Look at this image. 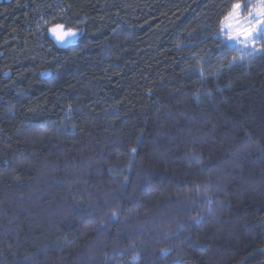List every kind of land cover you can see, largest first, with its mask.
<instances>
[{
	"label": "trees",
	"instance_id": "1",
	"mask_svg": "<svg viewBox=\"0 0 264 264\" xmlns=\"http://www.w3.org/2000/svg\"><path fill=\"white\" fill-rule=\"evenodd\" d=\"M247 1L0 0V264H264Z\"/></svg>",
	"mask_w": 264,
	"mask_h": 264
},
{
	"label": "rangeland",
	"instance_id": "2",
	"mask_svg": "<svg viewBox=\"0 0 264 264\" xmlns=\"http://www.w3.org/2000/svg\"><path fill=\"white\" fill-rule=\"evenodd\" d=\"M260 3L261 0H249L245 4L240 5L238 9L235 8L228 15V17L221 24L220 29L218 31L219 36H221L224 42H226L230 46L241 47L245 49H251L255 47V45L262 39L263 36L254 39L250 43L243 42V36H241V40H236L235 37L242 33H248L249 29L257 30L251 32L250 35L259 36L258 30L260 28H264V19H261L257 14ZM53 28H51L50 33L55 39V41L61 46H66L77 42L81 37L80 31L70 30L63 27L64 32L71 31L75 33V35L65 36L63 39H59L57 35L53 33Z\"/></svg>",
	"mask_w": 264,
	"mask_h": 264
},
{
	"label": "snow or ice",
	"instance_id": "3",
	"mask_svg": "<svg viewBox=\"0 0 264 264\" xmlns=\"http://www.w3.org/2000/svg\"><path fill=\"white\" fill-rule=\"evenodd\" d=\"M237 9L240 7V5H236L235 6ZM258 16L261 19H264V0H261L260 6H259V10H258ZM63 25H57L55 28L52 29L53 33L57 35V37L59 39H63L65 36H70V35H75V33L69 31V32H64L63 31ZM257 31L256 29H249L248 33H242L240 35H237L235 37L236 40H241V36H243V42L245 43H250L252 42L254 39L259 38L260 36H264V28H260L258 30L259 32V36H253L250 35L251 32ZM133 151H135V149H133Z\"/></svg>",
	"mask_w": 264,
	"mask_h": 264
}]
</instances>
